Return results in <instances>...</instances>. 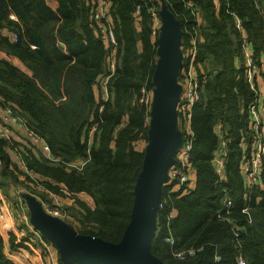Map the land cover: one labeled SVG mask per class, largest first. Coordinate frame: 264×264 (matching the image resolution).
<instances>
[{
  "label": "trees",
  "instance_id": "16d2710c",
  "mask_svg": "<svg viewBox=\"0 0 264 264\" xmlns=\"http://www.w3.org/2000/svg\"><path fill=\"white\" fill-rule=\"evenodd\" d=\"M188 1L198 5L204 21L196 28L197 39L204 38L197 59L207 73L191 113L190 160L195 174L188 193L168 195L172 183L162 185L150 251L165 264H237L240 257L246 264H264V177L259 185L244 188L239 172L242 142L252 138L243 107L253 99V91L243 67L235 63L240 37L233 19L237 15L241 20L254 55L259 56L264 48L262 16L251 0ZM90 2L0 0V99L16 110L54 156L38 154L34 142L20 130L23 137L15 135L13 144L0 137V176L12 177L41 203L78 220L79 234L118 242L129 222L133 188L145 157L138 143L148 138L149 125L138 97L143 84L151 85L158 61V35L151 33L153 18L148 11L151 4L158 6L157 0H110L117 63L104 99L93 91L105 71L106 49L90 19ZM166 4L186 42L188 31L196 33L195 16L186 0ZM223 139L227 158L219 180L213 161ZM17 142L25 168L10 158ZM85 152L89 157L81 169L67 166L81 162ZM226 197L233 204L228 221L218 216ZM6 219L0 204V264H19L4 251L5 242L23 254V264H51L47 239L22 231L17 215L14 224ZM165 236L175 244L164 242ZM188 248L195 253L184 259L173 256L174 250ZM57 264H65L58 254Z\"/></svg>",
  "mask_w": 264,
  "mask_h": 264
},
{
  "label": "built area",
  "instance_id": "2783aa9c",
  "mask_svg": "<svg viewBox=\"0 0 264 264\" xmlns=\"http://www.w3.org/2000/svg\"><path fill=\"white\" fill-rule=\"evenodd\" d=\"M153 2L154 0H150ZM162 5H166V2L161 0ZM91 14L90 19L94 22L95 31L100 39L104 42L106 49V60H105V71L100 77V85L103 91L102 96L107 99V82L109 78L114 74L116 63H117V40L111 20L110 14V0H91ZM260 10L263 26H264V0L257 2L254 5ZM139 5H136L134 14L139 13ZM149 14L153 18V26L151 28L152 35L159 33L160 23L158 22V9L151 4L148 7ZM241 21H237V26L240 27ZM264 31V28H263ZM190 33L193 39V45L189 49L188 54L185 57L184 63L180 65L177 69V79L179 86L178 101L175 107L177 115V131L181 136V141L177 145L173 163L169 168L168 181L166 184L170 185L167 193L182 195L188 193L192 189V182L194 179L195 171L191 164V151H192V141L193 132L191 129V113L192 107L200 99L201 90L203 83L206 81L205 74H198L196 72V39L197 35L195 33ZM264 41V33H263ZM243 73L246 82L249 84L251 90L253 91V99L247 104H244L243 111L246 114V120L249 130L251 131L252 138L250 141L242 142L241 158L239 161V172L242 179V184L244 188H253L259 185L263 180V168H264V48L263 52L259 56H255L253 51H245V58L243 63ZM154 90L155 86L151 81V85L143 84L140 88L138 101L144 106V121L149 125L151 122V112L154 102ZM101 109V106L99 107ZM24 130L23 135L30 138L32 142H41L40 136L35 134L33 131L27 128L22 117L14 110L13 107L0 99V137L5 139L10 144L15 139V135L18 134L19 130ZM94 127L88 133L90 143V136ZM22 130V132H23ZM248 130V131H249ZM249 131V133H250ZM220 147L218 148L219 155H216L213 163L215 166V171L218 175L219 180L223 178L225 173V162L227 158V150L225 149V140H221ZM37 147L38 144L36 143ZM21 145L17 142L11 147L10 158L13 162L25 168V162L20 153ZM42 150L45 154L49 155V148L47 144H43ZM88 157L84 158L81 162L67 163L69 167H74L77 170L81 169L83 164L86 162ZM54 159V158H53ZM27 173L32 176V172L27 170ZM247 198V195L245 196ZM222 210L218 214L221 219L229 220V214L233 207L232 201L226 197L222 201ZM45 211L53 216H58L62 219L66 217L67 214L63 213L60 208L49 206L47 203H42ZM162 206L161 198L159 202V208ZM243 212L246 208L242 209ZM173 209L169 213V217H172ZM18 218L21 222V230L25 231L30 237L34 239H40L44 237L42 232L38 230L28 219V216L20 211L17 213ZM43 236V237H42ZM164 242L168 243L170 246L175 244L174 239L171 236H165ZM47 247V243H44ZM195 249L188 248L185 250H174L173 256L176 259H184L186 256L195 253ZM237 264H246L243 258H238Z\"/></svg>",
  "mask_w": 264,
  "mask_h": 264
},
{
  "label": "water",
  "instance_id": "95a60500",
  "mask_svg": "<svg viewBox=\"0 0 264 264\" xmlns=\"http://www.w3.org/2000/svg\"><path fill=\"white\" fill-rule=\"evenodd\" d=\"M162 15L163 36L157 47L160 58L152 77L155 90L148 128L149 145L134 184L130 218L121 239L111 242L79 234L70 224L71 216H66L65 222L50 215L34 196L24 204L25 212H31L34 226L54 246L65 264H165L152 254L150 244L156 230L162 185L168 181L174 152L181 141L175 111L179 94L176 74L181 56L178 49L181 31L165 5H162ZM48 156L54 158L52 153ZM84 156L89 157V152Z\"/></svg>",
  "mask_w": 264,
  "mask_h": 264
},
{
  "label": "crops",
  "instance_id": "0c3cea01",
  "mask_svg": "<svg viewBox=\"0 0 264 264\" xmlns=\"http://www.w3.org/2000/svg\"><path fill=\"white\" fill-rule=\"evenodd\" d=\"M163 1L166 2V0H163ZM251 1L255 5V1L260 2L262 0H251ZM77 2H79V0ZM161 3H162L161 0H157V6H158L157 9L159 10L157 16H158V22L160 23L159 33L157 34L158 35V40H157L158 41V44H159V41L161 40V37L163 36V34L161 36L162 26H163V15H162V5H161ZM185 5L187 7H189L191 13L195 16V21H196V24H194L195 29L196 28L200 29L204 25V21H203L202 15L200 13V10L198 9V5L194 1H188V0H186V4ZM165 6L167 7V4ZM167 8L169 9V7H167ZM257 10L260 12L259 9H257ZM260 14H261V12H260ZM9 16H10V18H15L13 14H9ZM234 17H235V18H233L234 19V22H235L234 25H235V28L238 31L239 37H240V54H239V57L235 60V63L238 66H242L243 67L244 58H245V51L246 50L248 52L253 51V45H252V42L248 39L247 32L243 28V25H241L240 27L237 26V21H241V20L238 18L237 15L234 16ZM175 20H177V19L175 18ZM177 22L179 23L178 20H177ZM241 24H242V22H241ZM179 28H180V31H181L180 23H179ZM2 31L5 34H7V35L8 34H11L12 35V33L9 32L6 29H3ZM195 34L197 35V37H199V35L197 34V29H196V33ZM14 40H15V37H14ZM203 40H204V38H202V36H201V39H199V40L196 39L195 40L196 41V49H197V52H198V44H199V42H202ZM192 45H193V39H192L191 35H189V38H188V40L186 42H183L182 41V31H181V34L179 36V46H178V49H179L180 55H181L180 56V61H179L180 63H179V65H181V64L184 63V60L186 59L185 53H186V55L188 54V51L192 47ZM253 54H254V52H253ZM157 56H158V54H157ZM195 64H197V66H198L196 68V72L198 74H205L207 76V73L205 72V69L203 67L204 66L203 63H201L200 61H198V59L196 58V63ZM99 81H100V79L93 86V91H94V94H95L96 98L98 96H100V94H101V96H105V95H103L102 88H100L101 85L99 84L100 83ZM107 96H108V93H107ZM22 130H20L21 133H24V130H23V132H22ZM18 136H19V138L23 137V136L20 137V134L19 133H18ZM36 143L38 144V146L37 147H34V148L37 151V153L38 154L39 153L45 154V152L42 150L43 144H46L45 141L42 139L41 142H35V144ZM2 180H3V184L5 183L6 186L5 187H2V185L0 184V204H2V207L6 211V218H7L6 220L8 221V223H10V224L13 223L14 224V222H15L14 216H16L17 213L20 212V211H23L28 216V219L32 223V220H31V216H32L31 215V212L30 211L25 212L24 204L25 203H28L29 197L30 196H34V195H32L27 190L25 192L22 189V187L20 185H18L16 183V181L12 177L11 178H7L6 176H3V178L1 177V181ZM20 194H22L21 197H19ZM34 197L37 200H39L36 196H34ZM13 204L15 205V207L17 206L19 208L18 212L16 211V209H13L12 208V206L14 207ZM66 216H68V215H66ZM62 220L65 221V222L67 221L66 220V217L64 219H62ZM51 245L50 244H47V247H46V249L48 251V255H49L48 258H47V261L49 263H51V264H57V254L58 253H57L56 249L53 247V245L52 246ZM4 251L16 263H19V264H23L24 263L23 254L12 251L9 248V245H8L7 242H5V244H4Z\"/></svg>",
  "mask_w": 264,
  "mask_h": 264
},
{
  "label": "rangeland",
  "instance_id": "374dc122",
  "mask_svg": "<svg viewBox=\"0 0 264 264\" xmlns=\"http://www.w3.org/2000/svg\"><path fill=\"white\" fill-rule=\"evenodd\" d=\"M158 58H160L159 56H157ZM207 66H208V68L209 69H211L212 68V66L210 65V64H207ZM179 67H180V65H179ZM195 67L197 68L198 66H197V64H195ZM178 68V67H177ZM178 71V70H177ZM176 76H177V74H176ZM207 77V76H206ZM176 80H177V83H178V81H179V79H177V77H176ZM98 98V97H97ZM148 145H149V140H148V138L145 140V142L143 143V142H140V143H138V147L139 148H141V149H147V147H148ZM84 158H86L85 156H84ZM168 174H169V172H168ZM263 174H264V168H263ZM0 183H1V185H2V187H5L6 185H5V183L3 184V180L1 181V177H0ZM35 186H37L38 188H42L41 187V185L40 184H35ZM23 193V192H22ZM21 195L22 194H20L19 195V197H21ZM54 199H55V203H57L56 205H58V204H60V202H59V200L57 199V198H55L54 197ZM88 203H89V201H87ZM14 205V204H13ZM14 207H15V205H14ZM13 206H12V208L13 209H16V211L18 212V210H19V208L16 206L15 208H14ZM51 215V214H50ZM53 216V215H52ZM69 216V215H68ZM55 217H57V218H59V219H61L62 220V218H60V217H58V216H55ZM70 224L72 225V228L73 229H75L76 231L77 230H79V229H81V224H80V222L78 221V220H76V219H74L73 218V220L70 222ZM54 247V246H53Z\"/></svg>",
  "mask_w": 264,
  "mask_h": 264
}]
</instances>
